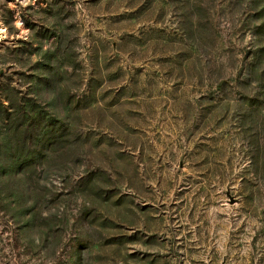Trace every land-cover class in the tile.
<instances>
[{
  "label": "rangeland",
  "instance_id": "374dc122",
  "mask_svg": "<svg viewBox=\"0 0 264 264\" xmlns=\"http://www.w3.org/2000/svg\"><path fill=\"white\" fill-rule=\"evenodd\" d=\"M0 264H264V0H0Z\"/></svg>",
  "mask_w": 264,
  "mask_h": 264
},
{
  "label": "bare ground",
  "instance_id": "6f19581e",
  "mask_svg": "<svg viewBox=\"0 0 264 264\" xmlns=\"http://www.w3.org/2000/svg\"><path fill=\"white\" fill-rule=\"evenodd\" d=\"M3 34V31H0V35Z\"/></svg>",
  "mask_w": 264,
  "mask_h": 264
}]
</instances>
